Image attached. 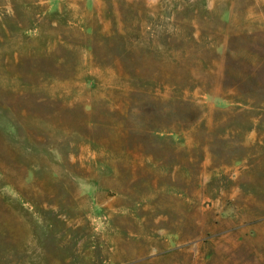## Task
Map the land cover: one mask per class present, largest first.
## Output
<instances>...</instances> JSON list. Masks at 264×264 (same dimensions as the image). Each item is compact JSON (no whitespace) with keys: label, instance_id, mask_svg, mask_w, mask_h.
Listing matches in <instances>:
<instances>
[{"label":"rangeland","instance_id":"1","mask_svg":"<svg viewBox=\"0 0 264 264\" xmlns=\"http://www.w3.org/2000/svg\"><path fill=\"white\" fill-rule=\"evenodd\" d=\"M0 264H264V0H0Z\"/></svg>","mask_w":264,"mask_h":264}]
</instances>
